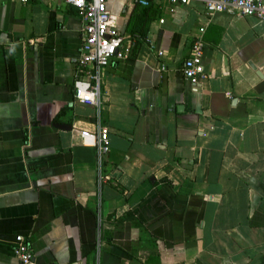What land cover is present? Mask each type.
I'll list each match as a JSON object with an SVG mask.
<instances>
[{
	"label": "crops",
	"instance_id": "0c3cea01",
	"mask_svg": "<svg viewBox=\"0 0 264 264\" xmlns=\"http://www.w3.org/2000/svg\"><path fill=\"white\" fill-rule=\"evenodd\" d=\"M205 1L151 2L134 57L101 72L98 112L72 95L76 11L0 0V264H18L17 235L39 264H264V22ZM107 6L130 42L140 8ZM97 121L101 153L79 134Z\"/></svg>",
	"mask_w": 264,
	"mask_h": 264
},
{
	"label": "built area",
	"instance_id": "2783aa9c",
	"mask_svg": "<svg viewBox=\"0 0 264 264\" xmlns=\"http://www.w3.org/2000/svg\"><path fill=\"white\" fill-rule=\"evenodd\" d=\"M14 1L27 4L31 0ZM36 1L45 3L48 0ZM63 1L76 11L81 23V44L74 61L73 99L82 105L95 107L99 112L101 72L112 62L128 57L131 42H126L118 30L117 17L108 9V0ZM152 1L158 0H134L141 7L149 6ZM179 1L187 4L189 0ZM205 11L208 16L227 13L239 18L252 17L264 22V0H207ZM158 54L161 56L163 52ZM203 54L204 43L200 37L195 38L189 56L183 61L182 72L186 80L196 83L199 79H205ZM79 134L84 145L97 148L99 153L109 144L108 129L99 121L94 123L92 131L80 129ZM13 254L18 264H39L34 259L30 243L21 235L14 239Z\"/></svg>",
	"mask_w": 264,
	"mask_h": 264
},
{
	"label": "trees",
	"instance_id": "16d2710c",
	"mask_svg": "<svg viewBox=\"0 0 264 264\" xmlns=\"http://www.w3.org/2000/svg\"><path fill=\"white\" fill-rule=\"evenodd\" d=\"M138 7L140 8L139 13L136 17L133 16L129 19L126 29L129 41L131 42V49L128 55L130 58L134 57L136 50L143 44L144 39L146 38L148 26L147 24L145 25V23H150L157 16L154 11V5L150 4L147 7Z\"/></svg>",
	"mask_w": 264,
	"mask_h": 264
},
{
	"label": "water",
	"instance_id": "95a60500",
	"mask_svg": "<svg viewBox=\"0 0 264 264\" xmlns=\"http://www.w3.org/2000/svg\"><path fill=\"white\" fill-rule=\"evenodd\" d=\"M251 68L255 70V67L251 66ZM56 126H57V128H60V129H62V128L70 129L71 128L70 126H66V125H56Z\"/></svg>",
	"mask_w": 264,
	"mask_h": 264
}]
</instances>
